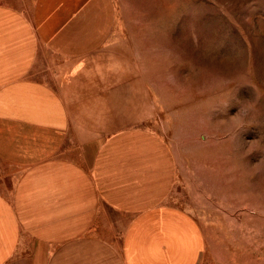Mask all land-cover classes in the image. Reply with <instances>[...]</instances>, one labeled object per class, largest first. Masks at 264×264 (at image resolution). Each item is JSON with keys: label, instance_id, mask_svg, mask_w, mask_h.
I'll list each match as a JSON object with an SVG mask.
<instances>
[{"label": "crops", "instance_id": "1", "mask_svg": "<svg viewBox=\"0 0 264 264\" xmlns=\"http://www.w3.org/2000/svg\"><path fill=\"white\" fill-rule=\"evenodd\" d=\"M107 1L0 0V264H202L170 147L117 106Z\"/></svg>", "mask_w": 264, "mask_h": 264}, {"label": "rangeland", "instance_id": "2", "mask_svg": "<svg viewBox=\"0 0 264 264\" xmlns=\"http://www.w3.org/2000/svg\"><path fill=\"white\" fill-rule=\"evenodd\" d=\"M105 4L117 106L170 147L202 264H264V0Z\"/></svg>", "mask_w": 264, "mask_h": 264}]
</instances>
